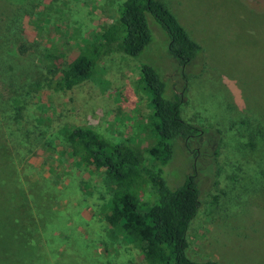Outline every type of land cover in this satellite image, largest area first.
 <instances>
[{
  "label": "rangeland",
  "instance_id": "1",
  "mask_svg": "<svg viewBox=\"0 0 264 264\" xmlns=\"http://www.w3.org/2000/svg\"><path fill=\"white\" fill-rule=\"evenodd\" d=\"M118 1L0 0V264H147L140 244L103 218L123 187L85 167L65 139L89 126L157 164L143 64L166 98L182 93V118L202 130L172 140L163 167L171 189L189 173L200 188L187 255L264 264V0H162L202 47L182 69L150 14L152 39L138 56L95 49ZM80 56L94 60L90 77L60 89V70ZM129 190L147 199L152 187Z\"/></svg>",
  "mask_w": 264,
  "mask_h": 264
},
{
  "label": "trees",
  "instance_id": "2",
  "mask_svg": "<svg viewBox=\"0 0 264 264\" xmlns=\"http://www.w3.org/2000/svg\"><path fill=\"white\" fill-rule=\"evenodd\" d=\"M114 11L112 21L102 27L97 37L95 49L99 52L121 51L138 56L152 39L147 19L150 14L165 31L168 53L181 69L201 56L200 44L162 0H120ZM93 65L94 60L84 56L71 60L60 70L57 86L71 91L90 77ZM181 71L187 79V70ZM139 84L149 95L150 123L156 142L148 152L157 164L148 166L131 145L107 138L89 126L67 130L65 139L85 167L103 170L108 179L123 187L109 197L103 218L108 226L118 228L125 237L140 244L147 264H218L213 260H193L186 253L187 229L201 203L195 174H187L174 189L163 174V167L173 156L172 140L196 137L202 130L182 118V93L170 98L163 95L165 83L153 66H140ZM146 183L152 187L147 199L129 190Z\"/></svg>",
  "mask_w": 264,
  "mask_h": 264
}]
</instances>
